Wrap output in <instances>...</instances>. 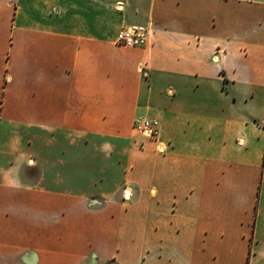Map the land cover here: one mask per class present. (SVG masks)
Segmentation results:
<instances>
[{
  "label": "crops",
  "instance_id": "crops-1",
  "mask_svg": "<svg viewBox=\"0 0 264 264\" xmlns=\"http://www.w3.org/2000/svg\"><path fill=\"white\" fill-rule=\"evenodd\" d=\"M0 264H264V0H0Z\"/></svg>",
  "mask_w": 264,
  "mask_h": 264
},
{
  "label": "built area",
  "instance_id": "built-area-1",
  "mask_svg": "<svg viewBox=\"0 0 264 264\" xmlns=\"http://www.w3.org/2000/svg\"><path fill=\"white\" fill-rule=\"evenodd\" d=\"M148 32L142 27H126L118 31L116 43L128 48H142L147 44ZM132 129L140 137L157 142L159 124L155 118L137 117L132 122ZM158 151L162 146L158 144Z\"/></svg>",
  "mask_w": 264,
  "mask_h": 264
}]
</instances>
